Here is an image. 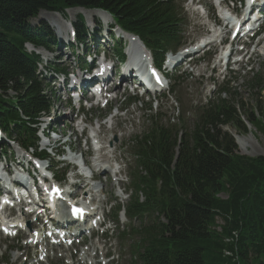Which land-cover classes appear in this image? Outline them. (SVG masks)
Segmentation results:
<instances>
[{
    "label": "trees",
    "instance_id": "obj_1",
    "mask_svg": "<svg viewBox=\"0 0 264 264\" xmlns=\"http://www.w3.org/2000/svg\"><path fill=\"white\" fill-rule=\"evenodd\" d=\"M65 7L104 9L154 47L178 44L171 30L176 14L167 0H0V127L9 138L31 134L26 122L17 121L19 114L34 123L50 109L23 47L55 38L47 24L32 27L28 20ZM254 84L259 92L253 110L246 111L243 102L220 101L179 151L166 130L143 139L152 141L142 155L149 177H139L147 204L136 210L158 217L140 233V264H264V157L241 155L235 139L222 130L233 126L247 133L245 123L259 124L254 112H264V76Z\"/></svg>",
    "mask_w": 264,
    "mask_h": 264
},
{
    "label": "rangeland",
    "instance_id": "obj_2",
    "mask_svg": "<svg viewBox=\"0 0 264 264\" xmlns=\"http://www.w3.org/2000/svg\"><path fill=\"white\" fill-rule=\"evenodd\" d=\"M73 17L76 16V14L78 12L71 10ZM69 14L71 15V13L69 12ZM72 16V15H71ZM87 17L88 14L86 15ZM43 19H40V15L36 18L33 19L31 22V24L33 25H39L42 22H47L48 25L51 26V24H55V27H58L60 29H63L64 26L58 22L53 23L52 21H49L45 18V21H42ZM47 20V21H46ZM53 20L56 21V17L53 16ZM54 28V27H53ZM262 52L263 54V58L260 59V57H254L255 59H257V61H255L254 66H253V71L251 73H249L248 75H232V77L230 79H228L229 81V86H228V91L226 93H224L223 95H221V98L226 99L228 101H233L236 103H244L246 105V111L249 112L250 108L253 110L256 106V100H257V95L258 92L256 90V88H252L250 85L253 83L252 81L255 79V77H259L262 73V68L264 66V47L260 50V53ZM192 93L191 92H187L185 97H183L180 93L177 94V98H182L184 100V104L185 106L181 107L180 109H178V111H176V113L179 115V117H182V109L184 111V113H188V110H191V108L193 107V105L191 104V99H192ZM222 99V100H223ZM176 101V100H175ZM177 105L180 107V105L177 103ZM252 106L254 108H252ZM263 107V106H262ZM187 109V110H186ZM198 109V108H197ZM256 113V117L257 119H259V124H255V125H250L249 123H245V125L248 127L247 129V133L238 131L235 127L231 126V127H223L222 130L224 132L229 133L230 131L235 132L237 135H239L242 139L245 140L246 144H247V149H244L243 147H240L238 145L239 148V153L242 155H247L251 158H256L258 156H264V112L261 113L259 110H257ZM190 122V120H189ZM141 128H151V125L148 124V122H144V120H141L139 122V125ZM148 129L146 131H148ZM145 131V132H146ZM135 132L137 133V129L135 128ZM230 134V133H229ZM236 139V138H235ZM237 141V140H236ZM246 150V151H245ZM247 153V154H245ZM246 156V157H247ZM106 187V183L102 184V188L104 189ZM224 194V193H223ZM220 195V197H226L225 195ZM222 225V222L219 220L218 221V227H220ZM218 231H220V229L218 228ZM128 244H132L133 241L129 240L127 241Z\"/></svg>",
    "mask_w": 264,
    "mask_h": 264
},
{
    "label": "bare ground",
    "instance_id": "obj_3",
    "mask_svg": "<svg viewBox=\"0 0 264 264\" xmlns=\"http://www.w3.org/2000/svg\"><path fill=\"white\" fill-rule=\"evenodd\" d=\"M74 11L79 12L78 10H74ZM69 12H70L71 15H72V16H71V15L69 14L70 19L74 18L73 15H75V14H72L71 11H69ZM41 13H42V12H41ZM42 16H43L42 18H47V20L52 21L53 23L58 22V23L60 24L61 21H62L61 18H60L59 16L54 15V14H47V13H44ZM53 16L57 18L56 21L53 20ZM88 16H89V17H92L93 14H92V13H88ZM54 25H55V24H54ZM229 133H230V135H231L233 138H234V136H235V138H236V140H237V143H238V145H239L240 147H243L244 149H247V144H246V142H245L244 139H242L239 135H237V134H236L235 132H233V131H230ZM245 151H246V150H245ZM245 154H247V153H245ZM109 180H111V178L108 179V181H109Z\"/></svg>",
    "mask_w": 264,
    "mask_h": 264
}]
</instances>
